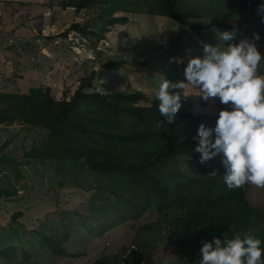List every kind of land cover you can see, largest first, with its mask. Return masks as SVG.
I'll return each mask as SVG.
<instances>
[{
	"label": "trees",
	"instance_id": "obj_1",
	"mask_svg": "<svg viewBox=\"0 0 264 264\" xmlns=\"http://www.w3.org/2000/svg\"><path fill=\"white\" fill-rule=\"evenodd\" d=\"M202 1L214 5L208 12V23L194 21L202 18L188 0H64L63 7L95 11L104 26L126 24L131 14H150L197 33L229 29V23L246 15L248 8L256 14L251 0H239L237 4L225 0V5L220 4L221 0ZM116 12L126 15L116 16ZM69 31L85 38L91 35L96 42L103 38L79 24L72 25L66 32ZM263 36L264 30L261 40ZM125 64L124 59H117L99 66L116 71ZM96 76L94 70L82 78L70 100H56L48 90L33 87L26 94L2 95L9 103L0 108V125L17 123L47 131V140L32 148L28 157L54 161L56 172L66 182L78 187L88 183L93 186L89 188L95 191L91 214L82 217L88 234L100 236L115 227L119 218L137 220L154 210L167 221L140 226L134 238L138 249L149 258L168 236L181 251L169 262L182 258L186 252L199 254L201 241H210L213 236L231 239L249 235L260 239L264 250L263 215L248 198L250 185L226 188L220 155L198 163L193 136L205 120L206 127H213L216 115L207 119L177 111L168 123L157 111V100L151 102L142 91L97 92L93 89ZM180 133L184 135L180 137ZM180 162L192 164L193 172L181 171ZM210 163H215L212 169L207 167ZM13 194L0 189V199H9ZM172 213L175 217H169ZM20 216L22 213H16L15 218ZM67 240L68 232L62 239L39 232V244L53 256L75 258L63 246ZM16 254L17 249L12 246L1 251L0 257L10 260ZM23 257L25 261L29 258L26 253ZM122 257L119 253L106 255L93 264H121ZM261 260L264 261V251Z\"/></svg>",
	"mask_w": 264,
	"mask_h": 264
},
{
	"label": "rangeland",
	"instance_id": "obj_2",
	"mask_svg": "<svg viewBox=\"0 0 264 264\" xmlns=\"http://www.w3.org/2000/svg\"><path fill=\"white\" fill-rule=\"evenodd\" d=\"M251 1L257 7L259 0ZM233 2L237 4L239 0ZM63 3L64 0H0V108L9 103L2 95L26 94L33 87L48 90L56 100H70L80 80L94 70L97 76L93 89L97 92L142 91L152 102L156 100L153 89L160 76L171 84L184 81L187 60L202 56L203 44L223 45L219 32L235 28L239 39L250 38L253 32L260 36L264 30L259 16L249 8L246 15L229 23V29L197 33L150 14H131L126 24L104 26L97 12L65 8ZM188 4L201 15V20L194 21L208 23L212 3L188 0ZM220 4L227 1L221 0ZM74 24L88 26L103 38L96 42L91 35L85 38L75 31L66 32ZM256 43L264 54V40ZM117 59L126 61L119 70H102L99 66ZM258 72L264 73V68ZM169 90L180 94L178 111L211 119L226 107L215 99L202 100L195 89L170 85ZM183 135L180 133V137ZM47 138V131L40 128L17 123L0 125V189L14 193L9 199H0V252L12 246L17 249L10 260L0 257V264H93L115 253L123 255L121 264H162L178 257L181 251L169 236L151 258L138 249L134 241L138 228L168 219L154 210L137 220L119 218L115 227L100 236L89 235L82 217L91 214L95 191L89 188L93 186L88 183L78 187L66 182L56 172L54 161L28 157L32 148ZM214 164L207 167L212 169ZM178 167L188 173L194 170L186 162H180ZM248 198L262 213L264 227V186L250 185ZM19 212L22 216L15 218ZM39 232L60 239L68 232L69 240L63 246L76 257L53 256L39 244ZM24 253L29 256L26 261Z\"/></svg>",
	"mask_w": 264,
	"mask_h": 264
},
{
	"label": "clouds",
	"instance_id": "obj_3",
	"mask_svg": "<svg viewBox=\"0 0 264 264\" xmlns=\"http://www.w3.org/2000/svg\"><path fill=\"white\" fill-rule=\"evenodd\" d=\"M264 24V0L255 9ZM235 28L219 32L222 46L203 44L202 56L189 58L183 68L184 81L169 83L160 76L153 95L157 111L171 123L181 107L180 94L170 91L195 89L202 100L215 99L220 105L214 126L200 123L193 140L198 163L221 156L226 188L249 184L264 186V54L258 50L259 34L237 39ZM261 240L249 235L231 239L215 236L201 241L199 264H264Z\"/></svg>",
	"mask_w": 264,
	"mask_h": 264
},
{
	"label": "built area",
	"instance_id": "obj_4",
	"mask_svg": "<svg viewBox=\"0 0 264 264\" xmlns=\"http://www.w3.org/2000/svg\"><path fill=\"white\" fill-rule=\"evenodd\" d=\"M165 264H199V254L194 251L186 252L182 258Z\"/></svg>",
	"mask_w": 264,
	"mask_h": 264
}]
</instances>
